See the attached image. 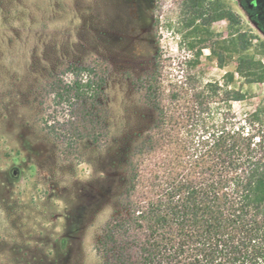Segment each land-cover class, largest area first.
Masks as SVG:
<instances>
[{
  "label": "rangeland",
  "instance_id": "obj_1",
  "mask_svg": "<svg viewBox=\"0 0 264 264\" xmlns=\"http://www.w3.org/2000/svg\"><path fill=\"white\" fill-rule=\"evenodd\" d=\"M221 1L237 27L186 28L182 0H0V264H99L93 247L124 212L131 168L144 175L162 157L136 154L157 118L139 78L157 74L169 88L189 73L221 85L233 74L229 88L245 94L233 112L264 106V83L235 72L243 55L264 66V0ZM237 35L254 38L244 52L229 42ZM93 57L109 66V136L64 159L41 131L40 90L66 63Z\"/></svg>",
  "mask_w": 264,
  "mask_h": 264
},
{
  "label": "trees",
  "instance_id": "obj_2",
  "mask_svg": "<svg viewBox=\"0 0 264 264\" xmlns=\"http://www.w3.org/2000/svg\"><path fill=\"white\" fill-rule=\"evenodd\" d=\"M181 8L186 28L240 24L221 0H182ZM252 39L229 42L244 52ZM235 72L264 83V66L245 55ZM108 73L93 57L66 63L42 85L40 128L64 159L80 142H107ZM224 78L201 84L189 73L169 88L157 74L138 79L157 118L136 154L162 157L144 175L131 168L124 212L104 223L94 244L99 264H264V106L237 116L231 103L245 94L229 88L233 74Z\"/></svg>",
  "mask_w": 264,
  "mask_h": 264
}]
</instances>
